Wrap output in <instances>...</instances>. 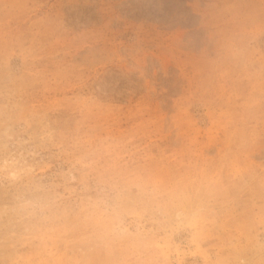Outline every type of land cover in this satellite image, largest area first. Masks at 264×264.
<instances>
[{
	"label": "rangeland",
	"instance_id": "374dc122",
	"mask_svg": "<svg viewBox=\"0 0 264 264\" xmlns=\"http://www.w3.org/2000/svg\"><path fill=\"white\" fill-rule=\"evenodd\" d=\"M0 264H264V0H0Z\"/></svg>",
	"mask_w": 264,
	"mask_h": 264
}]
</instances>
